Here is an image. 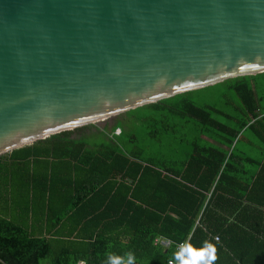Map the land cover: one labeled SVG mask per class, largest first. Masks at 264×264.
I'll list each match as a JSON object with an SVG mask.
<instances>
[{
  "label": "trees",
  "instance_id": "16d2710c",
  "mask_svg": "<svg viewBox=\"0 0 264 264\" xmlns=\"http://www.w3.org/2000/svg\"><path fill=\"white\" fill-rule=\"evenodd\" d=\"M227 80L241 114L227 116L231 126L187 91L0 155V264H107L129 253L136 264H167L175 248L156 246L158 237L188 240L182 259L212 244L213 264H264V205L250 210L259 173L247 174L232 145L240 130H264V72ZM219 137L229 153L203 143ZM3 203L28 219L43 212L61 230L35 235Z\"/></svg>",
  "mask_w": 264,
  "mask_h": 264
},
{
  "label": "water",
  "instance_id": "95a60500",
  "mask_svg": "<svg viewBox=\"0 0 264 264\" xmlns=\"http://www.w3.org/2000/svg\"><path fill=\"white\" fill-rule=\"evenodd\" d=\"M264 72V0H0V155Z\"/></svg>",
  "mask_w": 264,
  "mask_h": 264
},
{
  "label": "crops",
  "instance_id": "0c3cea01",
  "mask_svg": "<svg viewBox=\"0 0 264 264\" xmlns=\"http://www.w3.org/2000/svg\"><path fill=\"white\" fill-rule=\"evenodd\" d=\"M115 134H118L117 131ZM264 130H240L239 134L236 135L235 140L233 141L234 145V150L237 148V144L239 142H244L245 144H248L251 148L254 150L260 151L259 157L253 158L246 156L242 151H238L236 155L239 157H244L247 159L245 162V165L247 167L246 172L249 175H252L253 173H259L258 177V183L256 187L253 190V196H252V207L250 210L252 211H257L254 210L257 206L264 205ZM211 141L210 143L214 146H217L221 148L222 150H227V146L224 144L226 142L223 137H219L217 141L212 140V139H207ZM239 158H236L238 160ZM261 163H263L261 165ZM240 204V202H238ZM4 211L3 215L6 217H16V220L19 221H28L29 223H32L31 226V232L34 233L35 235H41V236H46V237H51V238H56L57 235L56 231L61 230V227L57 228H51L53 225L50 224L49 219L46 218L43 214V212H39L37 214H31L26 216L24 214H21L19 212L12 213V212H7L5 210V203H3ZM260 211L264 212V209H260ZM237 212H235V215ZM24 218H23V217ZM36 216V218H35ZM28 219V220H27ZM51 225V226H50Z\"/></svg>",
  "mask_w": 264,
  "mask_h": 264
},
{
  "label": "rangeland",
  "instance_id": "374dc122",
  "mask_svg": "<svg viewBox=\"0 0 264 264\" xmlns=\"http://www.w3.org/2000/svg\"><path fill=\"white\" fill-rule=\"evenodd\" d=\"M228 86H229V80L227 81L225 80L223 82H219L211 86L191 90L188 92L187 96L196 105L209 106V107L216 108L219 112L217 113L213 112L212 116L216 118L219 122L227 126H231V125H234L236 122L234 119L229 118L227 116H230V117L233 116L237 119V118H240L241 114L239 110L233 107L234 105L237 104V99H236L235 93L232 90H230ZM128 117H129L128 114L125 115V118H128ZM111 118H113V116ZM251 120L252 119H250V122H252ZM120 121H123V119L120 118ZM103 123H104L103 121H100L94 124L98 126H102ZM109 123L111 124L112 122H109ZM263 125H264V122H263ZM124 130H135V129L134 128L130 129L126 127V129ZM136 130H144V129L136 127ZM176 130H179L178 132H176V136H180L181 135L180 131L183 129H180L178 126H176ZM185 130L189 131L188 134L190 135L191 138L194 137V130H191V124L189 128L186 127ZM211 132L212 131H210V133ZM93 138H95L94 140L96 142H102L103 140L101 135H94L93 137H91V139ZM210 142L211 141L205 139L203 143H206V145H208V144H211ZM233 146H231L230 149H228L226 152L229 153L232 150ZM239 150L242 151L246 156L253 157V158L259 157V153H260V151L254 150L253 148H251L248 144H245L244 142H239L234 152L237 153ZM40 264H50V259L41 260Z\"/></svg>",
  "mask_w": 264,
  "mask_h": 264
},
{
  "label": "clouds",
  "instance_id": "9594fccd",
  "mask_svg": "<svg viewBox=\"0 0 264 264\" xmlns=\"http://www.w3.org/2000/svg\"><path fill=\"white\" fill-rule=\"evenodd\" d=\"M215 246L212 244L204 245L200 250L193 249L187 253L191 259H180L179 256L174 257L178 259L179 264H213L216 259ZM107 264H136V257L132 254H127V260L108 258Z\"/></svg>",
  "mask_w": 264,
  "mask_h": 264
},
{
  "label": "built area",
  "instance_id": "2783aa9c",
  "mask_svg": "<svg viewBox=\"0 0 264 264\" xmlns=\"http://www.w3.org/2000/svg\"><path fill=\"white\" fill-rule=\"evenodd\" d=\"M116 131H117V133H119V130H116ZM214 240L218 241L219 237L215 236ZM154 244L156 246H159V247L163 248V249H168V248L174 247L176 255L179 256L180 259H182L183 255H184V253L186 251V248H187L188 240L185 241V242H182V243H174L172 240H170L168 238L158 237V238H156L154 240ZM77 264H84V262L83 261H79ZM167 264H179V261H178V259L175 258V259L169 260L167 262Z\"/></svg>",
  "mask_w": 264,
  "mask_h": 264
}]
</instances>
